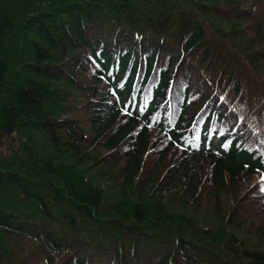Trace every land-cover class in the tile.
I'll return each instance as SVG.
<instances>
[{
  "label": "trees",
  "instance_id": "obj_1",
  "mask_svg": "<svg viewBox=\"0 0 264 264\" xmlns=\"http://www.w3.org/2000/svg\"><path fill=\"white\" fill-rule=\"evenodd\" d=\"M0 264H264V0H0Z\"/></svg>",
  "mask_w": 264,
  "mask_h": 264
},
{
  "label": "rangeland",
  "instance_id": "obj_2",
  "mask_svg": "<svg viewBox=\"0 0 264 264\" xmlns=\"http://www.w3.org/2000/svg\"><path fill=\"white\" fill-rule=\"evenodd\" d=\"M101 113H102V111H101ZM106 184H108V181L107 180H104L103 182H102V187L104 186V185H106ZM172 190V189H171ZM171 190H169V191H171ZM167 191V190H166ZM166 191H164V192H162V194L163 195H166Z\"/></svg>",
  "mask_w": 264,
  "mask_h": 264
}]
</instances>
